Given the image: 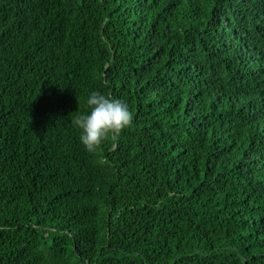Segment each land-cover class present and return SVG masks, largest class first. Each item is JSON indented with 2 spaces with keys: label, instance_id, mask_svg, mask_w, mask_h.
<instances>
[{
  "label": "trees",
  "instance_id": "1",
  "mask_svg": "<svg viewBox=\"0 0 264 264\" xmlns=\"http://www.w3.org/2000/svg\"><path fill=\"white\" fill-rule=\"evenodd\" d=\"M0 264H264V0H0Z\"/></svg>",
  "mask_w": 264,
  "mask_h": 264
},
{
  "label": "clouds",
  "instance_id": "2",
  "mask_svg": "<svg viewBox=\"0 0 264 264\" xmlns=\"http://www.w3.org/2000/svg\"><path fill=\"white\" fill-rule=\"evenodd\" d=\"M85 103L87 110L73 123L80 130L79 141L85 150L96 152L110 133H118L130 124L132 113L125 100L100 91H92Z\"/></svg>",
  "mask_w": 264,
  "mask_h": 264
}]
</instances>
